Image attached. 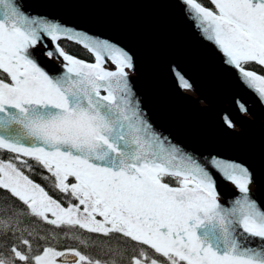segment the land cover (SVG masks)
I'll return each mask as SVG.
<instances>
[{"label":"snow or ice","instance_id":"1","mask_svg":"<svg viewBox=\"0 0 264 264\" xmlns=\"http://www.w3.org/2000/svg\"><path fill=\"white\" fill-rule=\"evenodd\" d=\"M182 2L224 63L264 103V74L250 67L264 69V0H210L215 11L199 0ZM64 38L82 44L95 62L66 53L58 43ZM45 39L53 48L44 54L65 61L60 75H50L35 58ZM106 60L114 70L105 67ZM134 67L132 55L117 44L32 16L25 0H0V149L15 153L29 168L20 157L33 158L54 178V187L77 203L64 207L12 161H0V189L51 225L121 234L149 246L166 264H264V205L251 197L252 171L216 157L206 167L158 133L133 93L126 69ZM174 74L182 88L191 89L179 71ZM236 103L247 113L240 100ZM221 119L227 128L235 127L231 115ZM210 169L241 194L230 206L220 202ZM8 228L0 220V231ZM21 243L31 253L29 241ZM11 252L10 258L0 256V264L15 258L57 264L68 255L76 258L71 264H101L76 249L47 247L34 257L16 247Z\"/></svg>","mask_w":264,"mask_h":264},{"label":"water","instance_id":"2","mask_svg":"<svg viewBox=\"0 0 264 264\" xmlns=\"http://www.w3.org/2000/svg\"><path fill=\"white\" fill-rule=\"evenodd\" d=\"M25 2L32 16L55 20L129 51L135 66L134 70L126 69L129 81L154 129L206 167L210 168L206 161L213 157L248 167L254 178L251 197L264 205V103L224 63L216 45L189 19L182 0ZM44 45L34 51L37 62L50 75H60L65 61L44 54L53 48L50 39H45ZM105 67L114 70L115 65L106 60ZM174 70L189 81L191 89L180 86ZM237 100L247 107V113L239 111ZM226 113L234 117L233 129L222 122ZM210 170L217 180L220 202L230 206L241 194ZM59 259L72 262L76 258L68 255Z\"/></svg>","mask_w":264,"mask_h":264},{"label":"trees","instance_id":"3","mask_svg":"<svg viewBox=\"0 0 264 264\" xmlns=\"http://www.w3.org/2000/svg\"><path fill=\"white\" fill-rule=\"evenodd\" d=\"M199 2L214 11L216 10L210 0H199ZM59 43L68 54L88 61L94 60L93 55L79 43L66 38L61 39ZM250 67L262 73L257 68V65L253 64ZM2 75L3 73H0V76ZM20 160H27L30 168L20 163L16 159L15 153L7 149H0V161L16 163L17 167L29 179L39 184L53 199L59 201L64 207H68L69 201L73 204L77 203L74 198H70L67 194L60 192L54 187V178L41 164L33 158L23 156L20 157ZM68 182L74 183L75 181L69 177ZM165 182L172 186H177L175 180L171 177H165ZM48 216L49 219L53 218L51 213H48ZM0 220L9 225L6 232L0 231V256L6 259L12 257L11 249L13 247L32 257L41 255L44 248L51 247L63 251L76 249L94 261H101V264H133L135 258H140L144 262L156 259L160 264H166V258L155 253L149 246L141 245L123 237L121 234L112 233L109 236H103L90 233L78 226L57 227L51 225L41 218L31 215L23 202L4 189H0ZM25 239L31 245V253L28 252V247L21 243ZM82 240L86 241L87 245L82 244ZM141 250L145 253L143 257L140 256ZM13 264H24V262L15 258ZM29 264H31V261ZM57 264H65V262L59 261Z\"/></svg>","mask_w":264,"mask_h":264},{"label":"rangeland","instance_id":"4","mask_svg":"<svg viewBox=\"0 0 264 264\" xmlns=\"http://www.w3.org/2000/svg\"><path fill=\"white\" fill-rule=\"evenodd\" d=\"M97 219H100V218L97 217ZM56 250H58V251H63V250H60V249H56ZM57 262H59V261H58V258H57ZM60 262H61V261H60ZM142 264H150V261H149V262H144V261H142ZM158 264H160V263L158 262Z\"/></svg>","mask_w":264,"mask_h":264},{"label":"flooded vegetation","instance_id":"5","mask_svg":"<svg viewBox=\"0 0 264 264\" xmlns=\"http://www.w3.org/2000/svg\"><path fill=\"white\" fill-rule=\"evenodd\" d=\"M257 68L262 71V74H264V69H262L260 66L257 65ZM60 261V260H59ZM149 262V261H148Z\"/></svg>","mask_w":264,"mask_h":264}]
</instances>
